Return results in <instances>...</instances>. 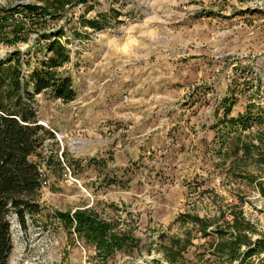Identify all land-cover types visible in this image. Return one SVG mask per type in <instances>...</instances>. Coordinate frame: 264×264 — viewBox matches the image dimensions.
<instances>
[{
    "label": "rangeland",
    "instance_id": "1",
    "mask_svg": "<svg viewBox=\"0 0 264 264\" xmlns=\"http://www.w3.org/2000/svg\"><path fill=\"white\" fill-rule=\"evenodd\" d=\"M29 1L0 0L16 7L0 59L19 49L30 73L54 39L40 30L62 25L77 97L37 96L55 138L33 157L42 210L14 221L8 264H262L248 251L264 241V123L214 126L233 100L230 116L264 108V0H88L44 25L18 6ZM78 210L131 245L101 256L63 219Z\"/></svg>",
    "mask_w": 264,
    "mask_h": 264
},
{
    "label": "trees",
    "instance_id": "2",
    "mask_svg": "<svg viewBox=\"0 0 264 264\" xmlns=\"http://www.w3.org/2000/svg\"><path fill=\"white\" fill-rule=\"evenodd\" d=\"M87 1L30 0L18 6L28 17H34L39 25H44L50 20L63 18L69 9ZM0 11L4 14L0 18L2 25V19L7 21L13 17L16 7L1 6ZM88 22L98 29L103 27L97 20ZM57 31V35L51 37L45 27L40 30L42 38L54 39L47 44L48 55L28 74L26 68L31 60L21 50L16 49L0 59V264L9 263L14 249V221L26 228L27 216L33 217L42 210L39 196L43 173L33 157H39L47 136L55 138V134L39 123L37 96L47 93L64 103L77 97L72 77L61 71L71 60L70 48L60 39L67 32L62 25ZM75 34L80 36L81 32L77 30ZM232 104L234 100L226 104L224 115L214 126L221 133L230 134L247 130L257 122L264 123V108L260 105L249 104L245 112L230 116ZM62 216L70 225L73 219L76 220V229L96 244L101 256L125 248L133 241L129 235L115 232L112 224L91 211L78 210L73 217L68 213ZM191 221L201 220L191 217ZM257 250H264V241L258 242L255 249L250 248L248 255Z\"/></svg>",
    "mask_w": 264,
    "mask_h": 264
}]
</instances>
